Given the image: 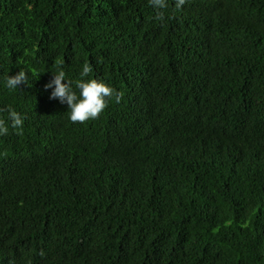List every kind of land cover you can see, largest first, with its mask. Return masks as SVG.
<instances>
[{"label":"trees","instance_id":"trees-1","mask_svg":"<svg viewBox=\"0 0 264 264\" xmlns=\"http://www.w3.org/2000/svg\"><path fill=\"white\" fill-rule=\"evenodd\" d=\"M167 3L0 0V264H264V0ZM85 63L122 99L72 123Z\"/></svg>","mask_w":264,"mask_h":264},{"label":"clouds","instance_id":"clouds-1","mask_svg":"<svg viewBox=\"0 0 264 264\" xmlns=\"http://www.w3.org/2000/svg\"><path fill=\"white\" fill-rule=\"evenodd\" d=\"M149 3L156 9L157 20H164L163 11L168 7L167 0H149ZM186 0H175L176 9H180ZM63 62H60L62 65ZM93 71L90 63L83 65L80 73L81 79L76 81L75 87L79 90L78 94L72 88V82L66 80V73L62 67L53 74V78L44 85V89H52L49 99H56L61 104H67L69 119L72 123L83 124L89 120L98 119L101 113L108 107V100L113 99L119 103L122 99V93L117 92L112 87L100 82L96 79L84 80V77L89 76ZM27 74L24 71H19L14 76H8L6 86L9 89H17L18 86L27 84ZM2 111V109H0ZM8 121L0 119V135H8L9 126L19 131L23 128V118L12 108H8ZM43 255V253H41Z\"/></svg>","mask_w":264,"mask_h":264}]
</instances>
